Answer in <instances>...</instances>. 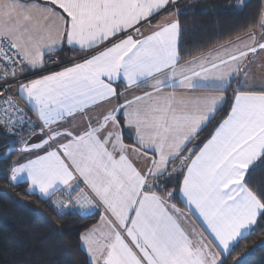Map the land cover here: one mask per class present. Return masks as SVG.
Returning a JSON list of instances; mask_svg holds the SVG:
<instances>
[{
	"label": "snow or ice",
	"instance_id": "obj_1",
	"mask_svg": "<svg viewBox=\"0 0 264 264\" xmlns=\"http://www.w3.org/2000/svg\"><path fill=\"white\" fill-rule=\"evenodd\" d=\"M240 2L243 4V0ZM50 3L66 16L45 7L34 19L31 9L38 6L22 5L18 0L0 4V80L15 79L24 72L22 65L28 70L43 67L45 54L65 44L81 52L105 47L82 63L16 87L38 116L40 134L46 138L31 145L25 142L20 149L9 146L2 159L13 151L51 146L50 142L60 137L70 139L26 163L10 165L9 183L16 186L26 178V191H38L58 215L69 208L94 209L99 201L115 223L107 216L101 217L111 229L105 234L107 242L103 245L93 239L95 228L81 236L93 264H228L236 248L257 230L258 221H264V192L258 195L245 180L256 168L264 167V81L259 82L257 92L250 90L256 84L249 80L247 72L243 80L239 79L249 54L264 51V17L260 24L261 42L257 43L256 34L250 33L249 41L239 46L179 67V16L191 10L176 8L177 0ZM169 5L173 6L171 18L155 25L149 34L137 27ZM21 17L27 23H20ZM53 18H58L63 26L55 36L50 27ZM129 29L132 33H128ZM149 79L156 94L153 103L129 109L135 101L154 95L145 93L134 101L114 105L102 118H96V126L88 120L87 130L80 134L70 128L53 127L74 120L78 113L87 117L86 110L101 102L119 99L123 93L114 87L119 81L131 88L147 84ZM177 84L187 89L211 86L218 94L190 102L181 99L182 107L178 108L174 104L175 93L160 95L162 85ZM11 87V83H5L2 91ZM229 91L231 97L225 95ZM229 99L232 103L227 118L193 158V150L187 145L215 119ZM4 103L8 107L3 110L5 119L0 124L9 132L17 124L27 123L33 128L34 122L10 95L4 97ZM118 117L123 118L124 127L134 129L135 142L145 150L132 147L133 152L157 154L158 159L152 158L146 169H138L129 158L130 146L123 141ZM186 151L188 155H182ZM176 160L180 161L179 166L169 170L170 161ZM177 172L183 173L180 187H165L173 182ZM77 177L91 195L73 183ZM61 191L65 195L57 197ZM174 198L182 199L189 212L198 213L214 244L202 233L197 234L196 240L190 237L181 224L185 213L171 203ZM234 264L244 262L236 257Z\"/></svg>",
	"mask_w": 264,
	"mask_h": 264
},
{
	"label": "trees",
	"instance_id": "obj_2",
	"mask_svg": "<svg viewBox=\"0 0 264 264\" xmlns=\"http://www.w3.org/2000/svg\"><path fill=\"white\" fill-rule=\"evenodd\" d=\"M215 1L202 0L194 5L187 4L188 0L181 3L180 10L191 11L179 16L180 61L230 41L261 21L264 0H246L237 7L214 6ZM82 53L76 48L64 47L54 54L61 60H70ZM232 88L235 89V81ZM228 96H232L231 91ZM231 103L229 99L215 119L188 144V149L194 144L201 147L210 138L229 113ZM9 146H19L17 136L0 126V264H92L82 247L81 236L97 221V214L86 215L69 208L58 215L46 198L26 191L27 181L18 182L16 186L9 183V166L18 156V152L13 151L7 159H2ZM182 179L183 173L177 172L172 177L173 182L164 186L178 189ZM245 180L258 195L264 192V167L256 168ZM174 200L180 202V198ZM256 228L243 245L236 248L228 264H234L236 257L242 258L244 264H264V221H258Z\"/></svg>",
	"mask_w": 264,
	"mask_h": 264
},
{
	"label": "crops",
	"instance_id": "obj_3",
	"mask_svg": "<svg viewBox=\"0 0 264 264\" xmlns=\"http://www.w3.org/2000/svg\"><path fill=\"white\" fill-rule=\"evenodd\" d=\"M183 1H185V0H177V4L175 5V7L180 9V5ZM188 1L189 2L187 4L192 3V5H194L195 3H198L199 1H202V0H188ZM245 1L246 0H244V2ZM8 2H10V0H0V4H4V3H8ZM18 2L20 4L26 5V6H32V5L38 6V7H33L31 9V13H32L34 19L40 16L42 9L45 7H52L55 9L56 12L60 13L61 15L66 16V14H64L61 9H59L55 5H52L50 3V0H18ZM172 10H173V6L169 5L164 10H162L159 13L149 17L148 22H142L143 26L138 25L137 27H140V30L142 32H144L145 35H147L155 27V25H157L159 23L166 22L168 19H170L171 18L170 12ZM262 17H264V11H263ZM262 17H261V19H262ZM20 23L23 24V23H27V22L23 21V19L21 17ZM41 23H43V20H41ZM0 24L1 25L3 24V20H0ZM260 24H261V21H260L258 26L244 32L243 34L235 37L234 39H232L230 41L224 42L220 45H217V46L209 49L206 52L198 54L189 60H186V61H180L179 60L178 66L184 67V66L190 65L191 63H193L194 61L198 60L201 57L208 56L210 53L214 54L216 52H222L224 48H231L234 45L239 46L242 43L249 41V39H250L249 34L250 33L256 34L257 43L261 42L262 36H261ZM50 27L52 29V35L55 36L57 34V31L62 29L63 26L61 25L58 18H53ZM128 33H132V29H129ZM126 34L127 33H121L120 35L125 36ZM133 35H134V33H133ZM134 38H136L135 35H134ZM106 44L108 46H110V42H106ZM178 46H179V40H178ZM64 47H71V46H68L67 44H65L62 48H64ZM104 47H105V45H100L95 50H91L89 52H83L79 56L75 57L76 60H74L72 63H70L64 67L55 69L53 71L42 72L46 66V60H45L46 56L49 54H54L55 52L61 50L62 48H60L57 51H54L52 53H46L44 56L45 62H44L43 67L37 68L36 70H28L26 66L22 65V67L25 68L23 73H33V75L30 76L28 79L22 81L21 83H28L31 80L40 79L44 76L51 75L55 72L63 71L67 67H72L75 63H82L84 58L90 56L91 54H94V52H96V51L102 50ZM244 64L246 65V67L239 74V79L243 80L244 79V72H247L249 80L255 82V84H256V86L250 90L257 91V92L260 91L259 82L264 81V51H258L255 54L250 53L248 58L244 61ZM161 78H163V77H161ZM152 83H153V81L151 79H149L147 81V84L141 83L139 86H134V87L128 88L127 85L124 83V81L121 80L117 84H114V87H117L118 93H123V95L120 96L119 99L113 98L111 101L101 102L100 104H97V105L86 110V112L88 113L87 117H85L83 114L78 113L74 120H71L68 123L60 122L59 125H53V127L58 126L61 130H63L64 128H70V130H73L74 134H80L83 131L87 130L88 120H92L93 126H96V118L97 117L102 118L103 114H105L112 106L117 105V104H125L126 101H134L135 97H137V96L143 97L145 93H154V89L151 87ZM171 83L172 82L170 81L169 84H171ZM161 87H162V92L160 95H162V96H168L171 93H175L176 99L174 100V104L178 108L182 107V105L180 104L181 99H183L186 102H190V101H193L197 97H205V96H212V95L218 94L211 86H204V87H197V88H193V89H187V88L180 87L177 84L175 87L165 86V85H162ZM241 90H245V89L242 88ZM225 95L228 96V92L225 93ZM155 99H156V94L154 93L152 98H145V99H142L140 101H135L132 105L129 106V109L136 108V107L143 108L146 105L153 103L155 101ZM23 100L25 101V99H23ZM227 115L225 118H227ZM118 119H121V130H122V135H123V141L125 144L130 146L129 151L127 153L129 158L132 160V162L135 166H137V164H139L142 170L146 169L152 158L158 159L157 154L155 152L148 151L147 156H144V155H138L136 152H133L131 150L132 147L139 149L141 152H143L145 150L140 148V145L135 142V140L133 138L134 137V129H129L127 127H124V122H123L122 117H118ZM204 127H202V129ZM32 131H35L36 134L31 135L30 133ZM100 135H101V138H103V133H101ZM16 136H17V139L19 142V146H14V147H12L13 149H20L25 142L27 144L31 145V144L39 143L43 138H46V135L40 134V128L36 129V130L25 129L20 134H17ZM67 139H70V138L60 137L56 141L50 142L51 146H45L42 149H36L33 151H25V152L17 151L18 156L16 158L15 163L16 164L26 163L30 159H35L37 156H42L46 153V151L51 150L52 148H55L58 143L67 142ZM109 147L111 150L110 145H109ZM196 147L197 148L193 151V158H194V154L196 152H198L199 148H200L198 145H196ZM185 155H188V153H186ZM172 163H173V161H170V163L168 165L169 170L171 168ZM22 181H27L28 187H29V181L26 178L20 180L19 182H22ZM182 181H183V179H182ZM73 183L74 184H80V187L85 189L84 183H82L79 180V177H77V180ZM155 191H157V190H155ZM36 193L39 194L38 191ZM64 195L65 194L62 192V193L57 194L56 196L57 197H63ZM171 203L176 204V206L178 208H180L183 213H185L184 218L181 219V224L193 240L197 239V234L202 233L206 239L212 241V237L209 235V233L206 229V226L204 225L202 218L199 217L198 213H195L194 210L192 212H189L188 208L186 207V205L182 199H180V202H177L174 199H172ZM212 243L214 244L215 241H212Z\"/></svg>",
	"mask_w": 264,
	"mask_h": 264
},
{
	"label": "built area",
	"instance_id": "obj_4",
	"mask_svg": "<svg viewBox=\"0 0 264 264\" xmlns=\"http://www.w3.org/2000/svg\"><path fill=\"white\" fill-rule=\"evenodd\" d=\"M5 46H6V42ZM18 59V58H17ZM46 66L43 69L42 72H48V71H53L55 69L64 67L70 63H72L74 60H76L75 58H72L70 60H61L58 58L57 55L55 54H49L46 56ZM0 64H3V61H0ZM33 73H22V74H18L16 76L15 79L13 80H9V81H3L0 80V120L5 119V112L3 111L5 108H7L8 106L4 103V97L7 96H11L12 100L19 105L21 108L24 109L25 114L28 118L31 119V121L34 122L33 124V128H29L28 124L25 123L23 126L17 124L16 127L9 132L8 129L5 127L4 124H0V126L4 127L9 133L12 134H20L23 130L25 129H39L42 125L41 122L39 121L38 116L36 115L35 111L33 109H31L29 107V105L23 100V98L21 97V95L19 93L16 92V87L24 80L28 79L30 76H32ZM5 83H11L12 87L7 89V91H2L3 85ZM10 127V126H9ZM191 150H194V148H192Z\"/></svg>",
	"mask_w": 264,
	"mask_h": 264
},
{
	"label": "rangeland",
	"instance_id": "obj_5",
	"mask_svg": "<svg viewBox=\"0 0 264 264\" xmlns=\"http://www.w3.org/2000/svg\"><path fill=\"white\" fill-rule=\"evenodd\" d=\"M243 2H244V0H243ZM213 4H214V6L224 5V6H228V7H237V6L242 5L240 0H225V1L224 0H216L215 2H213ZM196 145L197 144L192 145L190 147V149L194 148V150H195L197 148ZM179 163H180L179 160L177 162H173L172 165H171V168L174 165L175 166H179ZM136 167L138 169L142 170L139 164H137ZM171 168H170V170H171ZM79 180L83 183V181H82V179L80 177H79ZM79 187H80V184H79ZM84 187H85L84 191L86 193H89V195H91V193L89 192V189L87 188V186L85 184H84ZM80 188H82V187H80ZM62 192L63 191L58 192L57 194L62 193ZM97 204L99 206L94 208V209H82V210H77L76 208H73V209L79 211L82 214H86V215L97 214V216H98L97 221L92 226H90L87 230H85V232L83 234L89 233L90 230L95 228L96 231L93 233V239L95 241H97L98 244L103 245V244H105L107 242L106 239H105V234L109 233L111 231V229H110V227H109V225L107 223L102 221L101 217L102 216H107L108 219L113 220V223H115V220H114L113 217L110 216V214L106 213L104 206L102 204H99V201H97ZM125 239L128 240V238L126 236H125ZM81 244H82L83 249L86 251V246L84 245L82 240H81ZM86 253L88 255L89 261L93 264V262L91 260V257H90V254L87 251H86Z\"/></svg>",
	"mask_w": 264,
	"mask_h": 264
}]
</instances>
